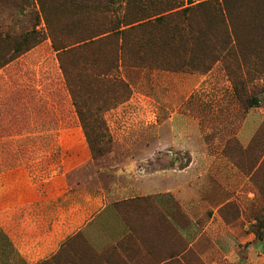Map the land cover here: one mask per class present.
<instances>
[{
	"label": "rangeland",
	"instance_id": "1",
	"mask_svg": "<svg viewBox=\"0 0 264 264\" xmlns=\"http://www.w3.org/2000/svg\"><path fill=\"white\" fill-rule=\"evenodd\" d=\"M115 1H86L77 8L64 0H0V55L10 57L9 48L18 40L26 45L35 39L41 42L0 73V86L7 81L4 76L8 72L27 73L28 78L24 88L15 90L10 85L0 102V134L6 133L9 125L22 133L26 127L22 121L32 120L33 124L38 119H69L71 125L82 129L69 96L63 93L52 38L59 44L73 43L83 36L106 32L111 26H101L104 13L122 16L126 10V0ZM154 1V6L130 5L128 11L135 14L145 7L156 13L165 8L160 4H167V0ZM183 2L187 0H176ZM232 4L233 25L238 27L245 51L244 67L232 64L227 69L222 62H214L207 69L217 57L215 41H211V34L202 38L200 33L202 26L217 25L202 18V9H198L191 19L200 39L180 43V34L170 30L172 19L161 29L140 32L139 42L128 44L125 57L117 61L116 42L121 46L122 40L105 38V34L94 38L96 42L80 56L71 58V69L88 100L84 119L93 141L91 153L98 170L110 172L103 177L106 188L117 185L131 191L135 182L126 166L143 152H163L167 159L145 161L157 163L160 172L174 166L176 176L169 181L190 184V189L176 191L171 197L174 220H183L185 215L177 195L184 193L193 201L202 200L195 208L197 214L202 213V221L217 212L224 222L202 236V264H264V72L255 68L256 64L264 65V52L252 53L253 48H264V0H235ZM219 31L212 29L210 33L220 40ZM166 35L173 39L162 49ZM102 67L114 68V77L126 87L94 83L93 75ZM78 133L85 136L83 129ZM202 152L207 154L205 158ZM160 181L168 183L165 174ZM152 198H130L115 206L119 205L118 212L133 231L135 224L147 217L155 219L162 233L165 221L173 230L175 251L171 254L179 255L189 244L166 220L165 206L155 205ZM225 245L234 249L232 255L219 247ZM145 248L134 251L129 259L136 257V264H140ZM193 250L186 254L185 258L192 257L188 262H197ZM171 254L160 256V260Z\"/></svg>",
	"mask_w": 264,
	"mask_h": 264
},
{
	"label": "crops",
	"instance_id": "2",
	"mask_svg": "<svg viewBox=\"0 0 264 264\" xmlns=\"http://www.w3.org/2000/svg\"><path fill=\"white\" fill-rule=\"evenodd\" d=\"M33 122L22 121L26 126L22 133L9 125L0 134V264H136V257L130 260L128 256L133 257L142 246L146 248L140 264H202V236L224 222L217 212L202 221V213L195 211L202 200L193 201L184 193L177 195L188 223L185 215L183 220H174L171 197L190 189V184L169 181L176 176L174 166L160 172L157 163L145 161L167 159L165 153L143 152L126 166L135 182L131 191L117 185L108 189L103 177L110 172L98 170L86 137L77 134L80 127H65L55 119ZM205 155L202 152V158ZM163 174L168 183L160 181ZM144 197L165 206L166 220L189 249L171 254L175 251L173 230L165 221L162 233L155 219L147 217L131 230L115 204ZM219 247L224 253H234L228 245ZM191 250L197 252V262H188L191 256L185 258Z\"/></svg>",
	"mask_w": 264,
	"mask_h": 264
},
{
	"label": "trees",
	"instance_id": "3",
	"mask_svg": "<svg viewBox=\"0 0 264 264\" xmlns=\"http://www.w3.org/2000/svg\"><path fill=\"white\" fill-rule=\"evenodd\" d=\"M65 2H73L75 3V6L77 8H80V5L83 4L86 1H95V0H64ZM97 2H107V4H113L117 1L115 0H96ZM115 1V2H113ZM235 0H203L200 3H195L194 0H187L186 4H178L176 3V0H167V4H160L165 5V8L162 9L160 12H148L146 8H142L139 12L133 14L128 11V8L130 5H145V6H154L155 1L154 0H126L125 7L126 10H124L122 16H119L117 12H113L112 15L104 13V16L106 17L105 23L101 26H111L109 30H107L104 33H100L94 36H83L79 38L76 42H65L59 44L58 41H56V38H52L53 47L55 49V52L57 53V58L60 64L61 74L63 78V93L67 94L70 98L71 105L74 108L77 117L79 118L81 127L84 131V135L86 137L87 143L90 147V149L93 151V141L90 138L88 134V127L86 125L85 119H84V108L86 107L87 103V96L86 92L84 93L83 87L78 84L77 77L73 74L71 65L72 60L71 58L75 56H80L79 54L88 48L90 45L95 43L94 38L102 36L107 34L105 38H113L115 41L122 40V45H117V61L123 60L125 57L124 50L128 46V44H135L139 42L140 38L138 34L145 30L146 28H159L163 26H168L169 23H172V19L174 20L173 26L171 25L170 30H173L174 32H178L180 34L179 36V42L185 43L187 41H192L196 39H200L199 33L194 32V26L191 17L194 16V12H197V10L202 9V18H207L212 22L215 23L217 26H202V32L200 35H202V38L204 35L211 34L213 37L211 39L215 41V48H216V54L217 57L211 64L209 65L208 70L211 69L212 64L214 62H222L224 67L229 69L232 64H234L237 68L242 65H247L244 60V50L242 48V42H241V34L238 30L237 26L233 25V4L232 2ZM42 9L45 8L44 4H41ZM86 7V6H84ZM43 12L45 14V9H43ZM114 15V16H113ZM46 18L48 20V15H46ZM177 19H183L182 22H177ZM183 23V24H180ZM122 27H126L122 30ZM220 29V36H217L220 38V40H217L210 31L212 29ZM31 36V35H29ZM28 36H24L23 38H27ZM35 37L36 36H32ZM55 37V36H53ZM17 38V37H16ZM132 38V39H131ZM173 39V36H167L163 42L162 49L165 48V46H168L170 43V39ZM16 41V39H14ZM101 39L97 40L100 41ZM262 44H264V38L261 39ZM152 41H154L152 39ZM40 40H34V43L32 44H25V42H19L16 41L14 46H11L9 48L8 54L11 53L8 57L4 54L0 55V73L3 68L17 60L20 56L30 52L33 48L38 46L40 44ZM254 51L263 53L264 48H259L258 50H255L253 48L252 53ZM148 54H152V52H149ZM202 58H204V55H202ZM256 71L264 72V65L263 64H256L255 65ZM115 70L114 68L109 67H102L96 70L95 74L93 75V81L96 84H99L100 86H103L105 84H112L114 86H121L126 87V85L120 81L117 80V78L114 77ZM1 75V74H0ZM4 78L7 79V81L3 82L2 86H0V102L8 95L7 92L10 89V85L15 87V90L24 88L28 82L27 73H20V72H8L5 74ZM61 78V79H62ZM3 79V78H2ZM14 89V88H12ZM34 90V89H33ZM55 120H62L61 119H55ZM63 125L65 127L73 126L71 125L72 120L66 119L62 120ZM255 233L257 236H259V232L255 230Z\"/></svg>",
	"mask_w": 264,
	"mask_h": 264
}]
</instances>
